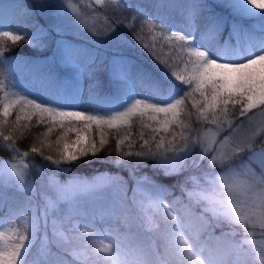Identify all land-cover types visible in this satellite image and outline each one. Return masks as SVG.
<instances>
[{
  "label": "snow or ice",
  "instance_id": "1",
  "mask_svg": "<svg viewBox=\"0 0 264 264\" xmlns=\"http://www.w3.org/2000/svg\"><path fill=\"white\" fill-rule=\"evenodd\" d=\"M95 3L113 12L116 26L108 24L103 31L93 28L92 37L123 44L119 27L132 30L162 66L165 78L153 81L139 71L134 72L122 57H113L111 65L118 69L113 73L117 84L114 102L90 88L88 100L81 99L83 110L29 98L12 91V86L0 80V126L27 129L35 118L37 125L46 127L42 133L45 138L60 129L56 140L59 158L45 157L57 169L64 162L81 163V158H87L89 153L98 158L97 153L109 143L110 132L115 134L120 156L113 163L122 167L132 165L129 172L134 178L136 167L149 160L166 176H174L188 167V160H192L193 168H200L211 153L207 168L181 184L183 191L191 183L188 200L202 204V212L195 214L189 204H182L177 210L173 205L181 201L166 202L169 190L147 177L136 179L129 197L127 181L102 175L98 182H90L87 190L90 194L100 189L111 190L110 215L116 224L97 232L93 221L81 223L71 214L58 215L62 205L70 202L69 187L57 184L51 177L40 189L34 182L30 184L26 174L33 169L40 172L43 166L24 163L29 153H21L10 143L11 135L0 133L3 136L0 150H10L19 157L11 164L3 162L0 179L5 173L14 176L25 197L24 202L11 207L5 218L0 219V264H36L35 260L27 259L33 247L43 264H264V239H249L257 235V229L259 236L264 237V140L257 144V137L264 134V121L257 124L254 116L248 115L259 109L264 117V0H222V6L238 16L259 13L258 29L239 22L229 25L223 17L209 11L204 0H195L187 11L183 30L163 21L157 24L156 17H146L140 8H126L125 0H115V5L104 0ZM48 7L54 9L53 23L39 26L32 36L19 34V29L0 31V58L7 50L5 39L13 44L26 41L30 47L41 50L53 42L60 60L72 66L78 76L85 73L94 76L96 56L66 38L68 27L63 18L71 10L79 19V11L71 0H57ZM193 25L199 36L192 34ZM145 26L148 31L159 27L157 35L163 37L170 50L181 53L180 59L187 54L182 71L175 70V62L170 63L162 50L158 52L155 43L150 45L144 40ZM225 28L229 34L221 40ZM38 76L43 77V71ZM43 83L58 94L66 93L64 86L54 80L44 78ZM138 87L144 91L143 95L137 91ZM67 95L73 101L81 96L78 81H74ZM113 103L114 106H108ZM187 103L191 104V110L187 109ZM13 112L15 121L9 124ZM237 114L243 119H236ZM193 115L199 124L214 125L215 134L209 136L193 128L190 122ZM225 125L229 135L217 141L215 135L223 133ZM70 133L74 139L69 137ZM137 140L139 150L132 151ZM125 146L129 151H124ZM31 152L42 154L37 147H32ZM131 157L137 159L133 161ZM217 165L221 174L212 170ZM40 174L43 181L45 174ZM145 184L151 187L146 188ZM80 186L84 187L85 182H80ZM50 192L55 195H49ZM37 193L40 202L34 204ZM79 195H73L72 200ZM3 203L0 198V204ZM49 221L57 252L52 251L48 240ZM215 227L226 231L216 236Z\"/></svg>",
  "mask_w": 264,
  "mask_h": 264
},
{
  "label": "rangeland",
  "instance_id": "2",
  "mask_svg": "<svg viewBox=\"0 0 264 264\" xmlns=\"http://www.w3.org/2000/svg\"><path fill=\"white\" fill-rule=\"evenodd\" d=\"M158 2H167L168 0H157ZM74 7L79 11L80 16L79 19L73 14L71 10H68V16H65L63 18V23L68 27V31L66 32V38L70 39L74 46L79 47L84 52L91 53L96 56L97 58V65L95 74L92 77H89L87 73L83 77L78 76L76 70L70 66L67 63H64L60 60L57 52H56V46L53 42H49L48 47L41 50L40 48H33L30 47L29 44L26 41H21V43L29 49L31 52L35 51L38 53L40 58H34V57H24L16 60L15 58L13 61L9 64V68L13 71H11L8 75L9 78H12L14 80L18 81V86L20 87L17 92L23 93L29 98L38 99L39 101L46 102V103H53L58 106H69V107H79L77 109H71V110H83L85 105L81 103V99L87 101L88 100V94L89 89L94 88L96 89L102 96L108 98L109 100H113L116 97L117 94V84L114 80V71H117L118 69H114L111 65V60L113 57H122L124 62L126 64H129L133 67V71H139L147 78L160 82L165 78V74L163 73V68L160 66L157 61L154 59V57L151 55V53L143 48L140 49L141 46H143L137 39L136 45L135 42L132 41V45L127 42L128 38L125 37L124 33H131L128 30L120 34L118 33L121 40H123L125 43L123 44H117L112 39H105L102 41H98L97 39L93 38L91 35V30L94 28L97 31H103L109 22L105 20L106 15H109L110 10H106L101 5H97L95 3V0H71ZM105 3L115 5V0H104ZM195 2V0H186L185 7H187V11L191 8L192 4ZM206 3L207 9L209 11H212L217 16H221L224 18L225 21L228 20L227 15L230 16H237L236 18L243 17L244 19H252V16H258L259 13L256 14H250L245 16H238L236 13L232 12L230 9L224 8L222 6V0H204ZM57 3V0H0V8L5 9V13H2L1 19L8 18L12 16L13 9L16 10L17 14H25L26 20L23 21V27H19V34H23L25 36H32L34 32L37 31L39 26H45L48 27L53 23V16H54V9L51 7H48L49 5H54ZM128 2H125V7H127ZM98 12V16L94 15V12ZM9 15H6L8 14ZM11 13V14H10ZM100 13H103L105 15H102ZM145 16L150 18L147 13H145ZM0 19V21H1ZM130 19V18H129ZM259 19L252 20L249 22L251 26H254L255 28H259ZM86 22V23H82ZM110 22L114 25V18H111ZM158 23V21H156ZM228 23V22H227ZM234 24L235 22H230ZM248 26L246 23L244 24ZM173 28L176 29H184V23L176 22L175 24L171 25ZM203 26V21H201V27ZM250 28V26H248ZM122 28V27H121ZM153 28L154 35L152 38H144V40L149 43L150 45L155 43L158 48V52L162 50V53L167 54L165 58L169 59L170 63L175 62V70L176 71H182L184 69V60H187V54L183 55V59H180L181 53L176 51L175 49L170 50L169 44L163 39L161 35H157L160 32V29ZM3 30H11L16 31L17 28H11L9 26H6ZM192 34L199 36V32L196 31V26L193 25ZM228 36V33L224 31L221 40L226 38ZM139 42V43H138ZM142 51H140V50ZM34 52V53H35ZM41 52V53H40ZM135 52V53H134ZM139 53L144 59L150 60L151 64L148 63V61L144 62L140 60L137 57V54ZM27 56V55H26ZM39 71H43V77H39L38 73ZM51 79L56 81L59 85L64 86L66 89V93L64 95L58 94L57 92L49 89L44 83L43 79ZM161 79V80H160ZM74 81L79 82V87L81 89V96L77 97L74 101L71 99L69 95H67V90L73 85ZM137 91L141 93V95L144 94V91L138 87ZM199 98V97H198ZM109 107L114 106V103L112 105H108ZM187 109L191 110V104L187 103ZM122 110V109H121ZM104 114V113H101ZM249 116H254L255 123H260L261 121H264V117L260 116L259 109L253 110V112H250L248 114ZM194 119H196V116H192ZM191 117V119H192ZM236 119H243L242 117H239L237 114ZM15 119L13 120V122ZM194 124L191 122V125L193 128H199L202 130L203 133L208 134L209 136H212L215 134V126L203 123L201 124ZM196 125V126H195ZM198 125V126H197ZM138 130V125L136 128L133 129V131ZM211 130V132H209ZM179 131V129H177ZM244 131H247L245 129ZM229 135V132L227 130V125H225V131L223 133H220L218 135H215V139L217 141L223 140L224 136ZM260 140H264V134L260 135ZM71 139H74V134L71 135ZM179 143V142H178ZM259 146V145H258ZM198 151V146H197ZM212 154L210 153L207 157V159L203 162L208 164L211 161ZM19 160V157L13 154L11 158H3L0 160V171L3 170V162L7 161L8 164L13 163V161ZM24 163L26 164H37L42 165L40 172L44 173V179L41 180V174L40 172H37L36 170H31L30 173L26 174L27 181L32 184L34 182L35 187L37 189L41 188L42 184H47L49 182V177L53 178L55 182L61 186H68L69 187V201L76 206L79 209V206H90L95 207L99 204H108L110 202L111 198V190H105L100 189L97 190L94 194H90L87 190V185L90 182H98L99 178L104 176H115L118 178H122L120 174H114V173H108V172H95L90 175H82L78 173H71L69 175H62L58 177L57 173L59 171H65L70 165L69 162H64L60 165L59 169H57V166L54 164H47V163H37L36 161H33L32 158L27 157L24 159ZM188 167L184 170L182 176V182L186 180L187 177H189L192 174L199 175V173L191 171L189 169L193 167H189L192 165V160H188ZM217 169H219V165H217ZM129 172V169H128ZM130 173V172H129ZM216 174H221L222 170L215 171ZM132 176V175H131ZM140 177H150V174H141L139 177L135 178L132 176L133 180L138 179ZM123 179V178H122ZM124 180V179H123ZM125 181V180H124ZM80 182H85V186L81 187ZM128 187V186H127ZM0 198L3 199L5 204H11V200H17L20 201L24 197V195L19 191L18 186L15 184V177H9L7 173L3 176L2 179H0ZM192 188L191 183L186 185V189L184 193H187V191H190ZM76 193H81V195L78 196L76 200H72V196ZM9 194V195H8ZM11 195H13V198H11ZM49 195L54 196V193H49ZM128 195H132V191L128 189ZM25 198V197H24ZM105 200V201H103ZM39 193H37L35 199L33 200V203H39ZM195 204V202H193ZM201 208L203 205L198 204ZM98 208V218L102 219L103 222H105L104 226H115L116 221L111 217L110 213L112 212V207L109 205H105L104 209ZM4 213H0V219H4ZM76 220L80 221L81 223H85L88 221H93L89 217V215L86 216H75ZM95 222V221H94ZM137 230L135 227L132 229V231ZM44 230L42 227L41 235H43ZM48 234V240L52 245H56V238L52 234L51 229V221H49V228L47 230ZM145 235H150L149 233H145ZM249 239H264V237L261 236H254L249 237Z\"/></svg>",
  "mask_w": 264,
  "mask_h": 264
},
{
  "label": "trees",
  "instance_id": "3",
  "mask_svg": "<svg viewBox=\"0 0 264 264\" xmlns=\"http://www.w3.org/2000/svg\"><path fill=\"white\" fill-rule=\"evenodd\" d=\"M125 2H128V6H132L133 8H140L141 11L144 13H147L150 18L156 17V21H158L157 24H159L161 21L166 22L169 25H172L176 23V21H180L184 23V19L187 13V7H185L186 0H168L167 2H158L157 0H125ZM126 7V8H127ZM5 9L0 8V19L2 13H5ZM11 14V13H10ZM104 15L103 13H100ZM6 15H9L6 14ZM12 16L1 19L0 25V31H3L6 26L13 27V28H19L23 27V21L26 20L25 14H17L16 10L13 9L12 11ZM94 15L98 16V12H94ZM107 18V22L112 24L110 22L111 18H114L113 12L110 10L109 15L105 14ZM104 15V17H105ZM116 15H119L117 12ZM228 16V15H227ZM232 16V15H231ZM230 16V17H231ZM260 17V14L258 16H252V19H244L243 17L240 20V24H243L244 22H251L252 20H257ZM131 19V16H129ZM233 18V17H231ZM235 18V17H234ZM127 23V22H126ZM116 26V25H114ZM26 27V26H25ZM140 25L137 23L136 25V30L139 31ZM156 29H159V27H156ZM155 29V30H156ZM258 29V28H256ZM128 32V30L125 27H119L118 33H122L125 31ZM225 32H228V29L225 28ZM131 33H124L125 37L128 38L127 42H129L132 45V41H136V35L133 33L132 30H129ZM154 35V31H148L147 26L144 27V30L142 32L143 38H152ZM135 42V45H136ZM139 43V42H138ZM4 47L7 49L3 53V58H0V80H4L8 85L12 86V91H18L19 86H18V81L9 78L8 75L11 71L9 68V64L13 61L15 58L16 60L24 57H34V58H40L39 54L36 53L35 51L31 52L29 49L24 47V45L19 42L18 44H13L10 40L5 39L3 41ZM137 47V45H136ZM157 47V46H156ZM144 47L141 46L140 49H143ZM139 49V50H140ZM157 51L159 50L156 48ZM141 51V50H140ZM35 52V53H34ZM142 52V51H141ZM41 53V52H40ZM135 53V52H134ZM137 54V53H136ZM27 55V56H26ZM137 57L143 61V63L148 61L150 63L151 61L147 59H144L139 53L137 54ZM151 64V63H150ZM161 80V79H160ZM181 96L183 93L180 94ZM179 98V97H177ZM198 98V97H197ZM38 100V99H37ZM15 119V112L8 118L9 124L13 122ZM194 124H197V120L192 117L191 121ZM199 125V124H198ZM197 125V126H198ZM202 125V124H201ZM196 126V125H195ZM46 131V127L43 125H37L35 122V118H33L31 122V126L27 129H19V130H14L11 127H5V126H0V133H3V135H11L13 137L12 141L10 143H14L15 146L20 150L21 153L23 152H28L30 157L32 158L33 161H36L37 163L43 162L47 164H51L52 162L50 160L45 159L46 156H52L53 160L58 159V152L56 150V140L57 137L60 135L61 130L56 129L51 133L47 138H45L42 133ZM71 133L69 134V137H71ZM135 139V138H134ZM41 141H43V145L41 144ZM260 137H257V144H260ZM3 143V136L0 135V144ZM97 143H98V137H97ZM51 145V147H48L47 145ZM116 137L115 134L110 132L109 133V143L108 145L105 146V148L97 153L98 158H93L91 153L88 154L87 158H81L83 162L81 163H76V162H69L68 165H70L65 171H59L57 173L58 177L62 175H69L73 173H78L82 175H90L95 172H108V173H114V174H120L122 178L127 181V186L128 189L132 191V188L135 186L136 179L133 180L132 176L128 172V169L132 167V165H129V167H122V166H117L116 164L113 163L114 160L119 159V153L116 151ZM32 147H37L41 149V152L37 153H32L31 148ZM62 147V144H61ZM140 147V142L137 140L134 147L131 149L132 151H137L139 150ZM124 151H129L127 146L124 147ZM13 156V153L5 150H0V160L3 158H11ZM131 160L135 161L137 158L136 157H131ZM208 164L204 163L201 164L200 168H191L189 170L198 172L199 174L207 168ZM192 167V166H189ZM214 172L215 171H220L222 170L221 167L219 166V169H217V166H215L214 169H212ZM185 171H182L179 175H174V176H166L164 174V171L160 168H154L153 167V161H147L144 164L139 165L135 169V176L139 177L141 174L145 173L150 174V177L148 178L150 181L154 182L157 185H162L166 189L169 190V194H166V202L172 203L173 201L179 199L181 203L174 204L173 207L179 210L181 208L182 204H189L190 207L192 208L193 212L197 215L201 214V208L198 204H193V201H189L187 197V193H184L185 190L182 191L181 189V184L183 183L182 176ZM144 187L149 188L151 185L145 184ZM1 189V188H0ZM1 194V190H0ZM9 195V194H8ZM130 197V196H129ZM11 198H13V195H11ZM24 197L20 199V201L11 200L12 203L10 204H0V213H7L9 212L11 207H17L19 206L22 202H24ZM105 201V200H103ZM105 205H109L112 207V199L108 204H99L95 207H90L87 206H79V209L72 203H65L62 205L61 211L58 213V215H65V214H71L74 217L77 216H86L89 215L91 219H93V222L96 225L95 231L97 232H103L108 226H104L105 222H103L102 219L98 218V208L104 209ZM207 215V214H205ZM208 219L211 220V217L208 216ZM213 225H215V221H212ZM137 231V230H135ZM133 231V232H135ZM226 231L225 228L223 227H215L214 234L216 236H220L222 232ZM259 229H257V235L259 236ZM242 238V236L240 237ZM52 251L57 252L59 251L56 246L52 245ZM37 248L33 247L31 250V253L28 255L27 259L29 261L35 260L36 264H43V261L39 260V258L36 256Z\"/></svg>",
  "mask_w": 264,
  "mask_h": 264
}]
</instances>
